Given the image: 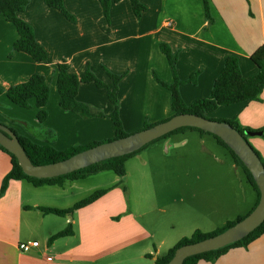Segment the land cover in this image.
<instances>
[{
    "label": "crops",
    "instance_id": "1",
    "mask_svg": "<svg viewBox=\"0 0 264 264\" xmlns=\"http://www.w3.org/2000/svg\"><path fill=\"white\" fill-rule=\"evenodd\" d=\"M140 2L146 7L140 19L131 0H120L111 4L108 20L100 0H64L74 18L71 21L46 0H31L19 17L33 27L37 41L47 51L48 60L42 63L13 51L19 34L0 16V123L59 151L114 139L109 117L113 107L107 92L94 83L82 84L77 99L90 105L96 116L84 118L60 107L57 72L63 62L79 77L89 65L110 87L113 82L108 71L125 74L119 84L120 117L130 134L147 122L155 125L173 116L171 93L155 77L167 84L174 82L169 61L160 49L162 43L178 54L181 80L200 71L197 84L180 87L188 105L209 97L229 56L239 59L244 78L258 73L250 57L264 45V0H209L212 24L203 0ZM169 22L172 26H167ZM34 74L43 75L50 88L48 118L43 123L37 118L35 99L30 101V109H24L6 96L10 87L27 82ZM208 115L237 118L242 126L261 130L264 91L260 101L221 106ZM187 134L197 136L202 144L211 136L185 131L157 142L127 161L126 176L115 175L112 184L91 188L76 200H70L69 190L85 189L82 182L91 176L63 186L35 187L27 181H11L0 199V264H156L158 257L195 231L212 233L248 216L257 205L258 194L244 172L241 179V166L232 157L233 164L220 160L208 170L185 166L191 154L181 149L190 141ZM255 136L263 138L255 147L264 159V133ZM11 161L0 150V189ZM103 188L112 190L73 216L25 209H67ZM69 225L73 235L49 243ZM33 241L39 246L29 252L19 250L20 243ZM197 264H264V234L247 248L231 249L215 262Z\"/></svg>",
    "mask_w": 264,
    "mask_h": 264
},
{
    "label": "trees",
    "instance_id": "2",
    "mask_svg": "<svg viewBox=\"0 0 264 264\" xmlns=\"http://www.w3.org/2000/svg\"><path fill=\"white\" fill-rule=\"evenodd\" d=\"M119 1L120 0H100L104 9L105 16L108 20H110L111 4L113 2H119ZM30 2L31 0H0V16H3L9 23H12L16 27L17 32L19 34V38L13 46V51L25 53L29 55L35 62L42 63L48 60V53L43 48V46H41L37 41L33 27L19 17V13L24 12L28 7V5L30 4ZM131 2L137 18L140 19L142 17L143 12L146 10V7L143 4H141L140 0H131ZM203 2H204L206 17L210 21V24H212L213 19L211 17V8H210L209 0H203ZM46 3L49 7L60 11L63 15H65V17H67V19L71 21L74 20V18L67 11L64 4V0H46ZM160 49L162 53L166 56L167 60L169 61V65L171 67L174 76V82L172 84H167L163 80H161L158 76L155 77L157 82L160 85L169 89L171 93V110L173 112V116L180 114H195L212 120V118L208 117V114L216 111L221 106H230L233 104L260 101V97L264 91V45L258 48L250 57L251 61L258 68V73L255 76L250 78H244L241 73L239 59L236 56H229L226 58L224 62V66L221 73L213 83V87L209 97L197 100L191 105L186 104L185 101L183 100L180 94V87L183 84H187V83L197 84V78L200 74V71L193 74L187 81L181 80L179 78L177 71L178 54L173 53L170 46L166 43H162L160 45ZM108 74L113 82L112 87H110L105 82L98 79L91 71L89 65L86 73L82 77H79L70 72L69 64L63 62L58 65L57 89L60 95V102H59L60 107L67 112L78 114L84 118H91L95 114L92 112L90 105L82 103L77 99L80 86L82 84L94 83L96 87L100 89H104L107 92L108 99L113 107L112 113L109 115V117L112 119L113 122L114 130L116 134L115 138L112 140H105L102 142H93L90 143L89 145L82 147H73L64 151H59L49 143L43 145L38 144L28 137L19 135L16 130L10 128L17 135L27 156L30 158V160L34 165L36 166L47 165V164L63 161L90 148L96 147L98 145L113 140L125 138L130 135V133H127L125 131L123 122L120 117L119 84L125 77V74L117 75L109 71ZM2 93L3 91L0 89V94ZM6 96L13 104L24 109H30L31 108L30 101L32 99H35L36 107L39 109L37 115L39 122L43 123L47 120L48 113L46 108L50 100V88L43 75L34 74L27 82L10 87L6 91ZM99 116L104 117L105 115L99 114ZM215 121L225 122L230 124L242 135H245L246 131L264 133V128L255 131L242 126L237 118L229 119V120L217 119ZM152 126H153L152 124H149L147 122L145 123V125L141 130L148 129ZM185 131H196L201 134L211 135L212 137H214V139L218 142L219 145L224 147L230 153L233 160L237 162L239 165H241V168L245 173L248 182L257 192L258 194V202L256 205L257 207L261 198L260 190L251 172L243 164V162L236 155V153L223 140H221L217 136L208 133L206 131L191 127L180 128L174 132H171L165 135L164 137L148 144L147 146L143 147L141 150L135 153L125 155L122 157L109 159L100 162L98 164L92 165L90 167H87L85 169H81L64 176H59L50 179H38L26 175L22 170V168L20 167V165L18 164L16 157L12 155L7 149H5L3 146L0 145V150L7 153L12 160L11 161L12 168L10 172L4 177L2 182V186L0 189V199L6 194L11 181H27L35 187H43V186H63L64 183L67 181L73 182V181L84 180L90 176L97 175L102 172H113L115 175L119 177H124L127 174V167H126L127 161L130 158L136 156L137 154L141 153L142 151L146 150L147 148L156 144L157 142L167 139L173 135L183 133ZM246 139L248 140V136H246ZM254 150L259 155L262 162L264 163V159L262 158L260 153L256 149ZM111 190L112 188H103L96 190L89 196L78 201L72 207L67 209H59L53 207L34 208L31 206H26L25 209L27 210L35 209L42 212L45 215H55L59 217L73 216L75 212L94 204L95 202L103 198ZM244 218L245 217L238 218L235 221L228 222L224 227L212 233H203L200 230L195 231L191 237H185L182 240H180L178 244H176L172 249H170L165 256L158 257L155 263L168 264L173 259L176 251L180 247L188 244L196 243L205 240L209 237L218 235L226 231L229 227L235 225L237 222L243 220ZM263 234H264V222L253 232H251L249 235L244 237L242 240L227 245L218 250H214L201 255L190 257L185 261L184 264H197L200 261L215 262L216 260L224 256L231 249L247 248L251 243L259 239ZM71 235H73V228L71 225H69L64 231L52 236L49 240V243H53L57 239L68 237Z\"/></svg>",
    "mask_w": 264,
    "mask_h": 264
},
{
    "label": "water",
    "instance_id": "3",
    "mask_svg": "<svg viewBox=\"0 0 264 264\" xmlns=\"http://www.w3.org/2000/svg\"><path fill=\"white\" fill-rule=\"evenodd\" d=\"M185 127L206 131L223 140L251 172L260 190L261 198L258 206L243 220L218 235L180 247L168 263L184 264L190 257L218 250L242 240L264 222V163L246 139V136L263 135L262 132L246 131L245 135H242L228 123L195 114H180L148 129L131 133L125 138L85 150L63 161L39 166L34 165L27 156L17 135L2 123H0V145L16 157L26 175L38 179H50L85 169L109 159L135 153L165 135Z\"/></svg>",
    "mask_w": 264,
    "mask_h": 264
},
{
    "label": "rangeland",
    "instance_id": "4",
    "mask_svg": "<svg viewBox=\"0 0 264 264\" xmlns=\"http://www.w3.org/2000/svg\"><path fill=\"white\" fill-rule=\"evenodd\" d=\"M209 116V115H208ZM211 118V117H209ZM214 118V117H213ZM212 118V120H213ZM217 120V119H214ZM220 120H226L221 118ZM188 136L191 134H187ZM197 136H189V143L186 147L181 148L183 151H189L191 154H189V161L188 163L184 161V165L187 167H194L198 166L200 169L208 170L209 168H214L218 166V161L224 160L227 162H230L231 164L234 163V161L231 159V156L229 152L224 149L223 147L219 146L213 137L209 136L210 138L205 139V144H202L201 141L196 138ZM263 139L260 136L250 137L248 136L249 143L253 146L254 149H256L255 145L256 142ZM257 150V149H256ZM258 151V150H257ZM259 152V151H258ZM241 166V165H240ZM239 175L241 176V179H244L243 170H240ZM115 177V174L113 172H102L97 175H93L90 178H88L87 181L82 182L84 184V188L81 191L77 190H69L68 195H70V200H76L86 194L91 188L94 187H105L110 184H112V180ZM129 180L125 181L124 185L127 186Z\"/></svg>",
    "mask_w": 264,
    "mask_h": 264
},
{
    "label": "built area",
    "instance_id": "5",
    "mask_svg": "<svg viewBox=\"0 0 264 264\" xmlns=\"http://www.w3.org/2000/svg\"><path fill=\"white\" fill-rule=\"evenodd\" d=\"M167 26H172V23H167ZM39 243L37 241L28 242V243H20L19 250L22 252H29L33 247H38Z\"/></svg>",
    "mask_w": 264,
    "mask_h": 264
}]
</instances>
